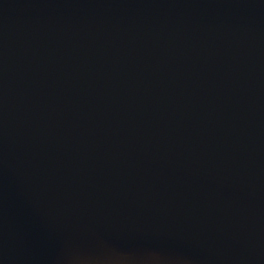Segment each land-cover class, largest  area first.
Wrapping results in <instances>:
<instances>
[{
	"label": "water",
	"instance_id": "obj_1",
	"mask_svg": "<svg viewBox=\"0 0 264 264\" xmlns=\"http://www.w3.org/2000/svg\"><path fill=\"white\" fill-rule=\"evenodd\" d=\"M103 253L264 264V0H0V264Z\"/></svg>",
	"mask_w": 264,
	"mask_h": 264
},
{
	"label": "rangeland",
	"instance_id": "obj_2",
	"mask_svg": "<svg viewBox=\"0 0 264 264\" xmlns=\"http://www.w3.org/2000/svg\"><path fill=\"white\" fill-rule=\"evenodd\" d=\"M112 254V253H111ZM106 254L103 253L101 255H85V256H81L80 259H76V260H72V262L70 264H118L113 260H111L110 262H108V258L105 256ZM105 256V257H104ZM122 256V255H120ZM125 256H129V255H125ZM158 256L155 255H151L149 260H144L140 262V260L137 261H132L130 260L128 261V264H168V262L171 261H165V260H161ZM164 259V258H162ZM107 260V261H106ZM162 262V263H161ZM123 263V262H122ZM173 264H175V261L172 262ZM124 264V263H123ZM170 264V263H169ZM185 264V263H184Z\"/></svg>",
	"mask_w": 264,
	"mask_h": 264
},
{
	"label": "bare ground",
	"instance_id": "obj_3",
	"mask_svg": "<svg viewBox=\"0 0 264 264\" xmlns=\"http://www.w3.org/2000/svg\"><path fill=\"white\" fill-rule=\"evenodd\" d=\"M79 256V254H72V258L73 259H80V257H78ZM107 258H108V262H110L111 260H113L114 259V261L116 262V263H118V264H128V261L130 260L131 262H133L132 261V259H134V257L133 256H125V255H122V256H120V255H118V254H111V253H109V255L108 254H106L105 255ZM104 256V257H105ZM138 258V257H137ZM136 258V259H137ZM147 259V258H146ZM107 261V260H106ZM123 262V263H122ZM132 264V263H131Z\"/></svg>",
	"mask_w": 264,
	"mask_h": 264
}]
</instances>
